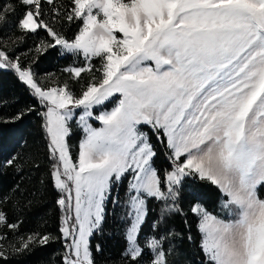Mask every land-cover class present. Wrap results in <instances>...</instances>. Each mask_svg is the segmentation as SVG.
<instances>
[{
    "label": "snow or ice",
    "instance_id": "obj_1",
    "mask_svg": "<svg viewBox=\"0 0 264 264\" xmlns=\"http://www.w3.org/2000/svg\"><path fill=\"white\" fill-rule=\"evenodd\" d=\"M44 2L55 5V0ZM20 3L26 6L20 29L36 33L44 28L54 37L50 46L102 62V77L75 97L67 85L44 90L30 67L0 50V69H14L49 105L52 175L56 187L67 193L58 201L66 213L61 231L71 238L65 264H94L88 238L100 227L113 185L128 176L131 223L124 255L129 264H170L172 249L165 241L177 233L138 242L147 198L165 202L161 219L183 214L180 186L193 174L227 197L221 203L227 220L199 203L191 208L198 217L205 264H264V0H73L67 19L74 14L83 27L71 42L42 19V0ZM53 12L59 15L55 6ZM6 13L14 14L15 6L0 8V22ZM68 71L80 77L85 69ZM117 93L115 107L93 116L95 106ZM73 109H83L79 122L85 133L75 158L67 140ZM89 118L103 126L93 127ZM141 125L165 137L171 150L174 168L163 180ZM0 223H7L3 212ZM48 241L44 235L38 243Z\"/></svg>",
    "mask_w": 264,
    "mask_h": 264
},
{
    "label": "trees",
    "instance_id": "obj_2",
    "mask_svg": "<svg viewBox=\"0 0 264 264\" xmlns=\"http://www.w3.org/2000/svg\"><path fill=\"white\" fill-rule=\"evenodd\" d=\"M9 3L15 6V13L5 14L6 20L0 22V37H19L4 49L9 54H13L14 49L26 51L17 56L22 66L26 65L36 72H57L65 67L84 66L83 55L65 52L58 45L50 46L54 44V37L46 29L40 28L36 33L20 29L18 21L26 6L20 0H0V8ZM54 6L59 9V15L53 12ZM73 7V0H55V5L42 0V19L67 40H72L82 26L81 19L74 14L72 20L67 19ZM40 39L48 45L35 52L32 49ZM97 58H91V63ZM76 83L71 81L68 87L75 88ZM45 110L46 104L14 69H0V212L7 220V223H0V245H3L0 251L4 252L0 264H65L67 240L62 236V208L58 203L61 191L52 175L55 161L46 133ZM69 126L71 133L67 140L70 153L75 158L83 133L74 119ZM143 129L156 152L153 166L163 180L174 167L170 159L171 150L166 147L165 137L158 138L148 126H143ZM128 180L127 177L113 185L111 195L104 204L100 227L89 237L94 264H129L124 255L127 250L126 231L131 223L126 214ZM226 199L210 182L199 179L195 174L187 176L180 186L178 200L183 214L173 212L161 219L165 202L148 197V213L138 242L143 245L149 237H162L165 233L174 232L178 235L165 241V246L172 249L168 257L170 264H205L201 233L197 227L198 217L191 208L199 203L210 213L225 219L227 216L221 212V202ZM12 224L17 227H9ZM44 235L49 236V241L38 243ZM29 236L33 238L29 247L22 249L21 245Z\"/></svg>",
    "mask_w": 264,
    "mask_h": 264
},
{
    "label": "rangeland",
    "instance_id": "obj_3",
    "mask_svg": "<svg viewBox=\"0 0 264 264\" xmlns=\"http://www.w3.org/2000/svg\"><path fill=\"white\" fill-rule=\"evenodd\" d=\"M82 27H83V24L80 27V29ZM79 31H78V33L76 35L79 34ZM116 35H117L118 38H121L122 37V34H120V33H116ZM17 39H19V37L18 38H14V39L8 38V37H0V50L5 51L6 55H8L13 60H15L16 58H19V57H17L19 54H25V52H26L24 50L18 51V50H15L13 48L14 50L13 49H12L13 51L11 50L13 52V54H11V53L9 54L4 49V47L8 43L9 44H12L13 41H15ZM72 40H69V41L71 42ZM47 45L48 44L45 42L44 39H40L36 43V45L33 47L32 50L35 51V52H37L39 50L44 49ZM58 46L61 48V50L65 51V52H68L61 45H58ZM81 55H83V54H81ZM92 58H94V57H92ZM90 60H91V58L90 59H87V60L85 59L84 66H81V67H83L85 69V71L81 72L80 77H76L74 75V73H72L71 71H68V69H71V68H80V67H65V68H63V70L57 71V72L56 71H44V72L32 71L33 72V78H34L35 81L38 82L39 86L42 87L44 90H48V89H50L52 87H64L65 85H67V87H68V84L71 81H75V82L77 81L76 87L75 88H72V89L68 87V90L71 91L74 94L75 97H79V95L82 93L83 90H85V88L87 87V85L90 82L98 81L102 77V71L99 70V69L102 68V62H101L100 57H98L97 58V61L94 62V63H91ZM147 63L154 67V64H152V62H147ZM24 67H28V66L24 65ZM89 68H90V70H89ZM32 90L38 96V94L35 92V90L34 89H32ZM117 98H119V93H117L114 97L110 98V100L106 101L104 105H102V106H95L92 109L93 116H97V115H99L103 111H110L112 109V107H115V104L113 103V101L116 100ZM44 103L46 104V102H44ZM48 107H49V105L46 104V110L44 112L45 126L47 124V120H46L45 113H46ZM69 107L71 108V105ZM73 112H74L73 119L76 121L77 126L80 127V129L82 130V133H83L82 134V137L78 141V150L76 152V155H77L78 152H79V144H80L81 140L85 136V133L83 131V128L80 126V122H79V116L83 114V109H73ZM88 122L90 124H92L93 127L99 128V127H102L103 126L100 123V121L95 120L94 118H89ZM143 126H147V125H141L140 126V128L146 133L145 129H143ZM148 127H150V126H148ZM46 133H47L49 142L51 143V138H50V136H49V134L47 132V127H46ZM173 168H172V170H173ZM128 178H129V180H128V187H129V183L131 182V176H128ZM54 183H55V179H54ZM66 195H67V193H64V192L61 191V198L66 197ZM73 196H74V192H73ZM72 203L74 205V200L72 201ZM221 212H223V214L227 216L226 210H222V208H221ZM65 215H66L65 209L62 208V227L64 226ZM69 215L72 216V217H74V212L73 213H70ZM219 218H221V217H219ZM228 218L229 217L227 216V218H225V220H227ZM221 219H223V218H221ZM69 222L71 223V219H70ZM129 227H130V225H129ZM126 233H127V231H126ZM62 236H63V238H65L64 235H63V233H62ZM150 238H152V237H149L148 239H150ZM66 240H67V245H68L71 242V238L69 237ZM127 248H128V241H127ZM66 251H67V247H66V250H65V254H66Z\"/></svg>",
    "mask_w": 264,
    "mask_h": 264
}]
</instances>
